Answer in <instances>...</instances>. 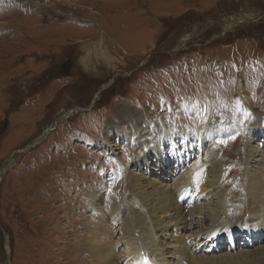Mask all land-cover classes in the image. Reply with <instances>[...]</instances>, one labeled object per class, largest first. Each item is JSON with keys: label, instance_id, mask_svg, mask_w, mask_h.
<instances>
[{"label": "rangeland", "instance_id": "rangeland-1", "mask_svg": "<svg viewBox=\"0 0 264 264\" xmlns=\"http://www.w3.org/2000/svg\"><path fill=\"white\" fill-rule=\"evenodd\" d=\"M260 1L0 0V264L92 263L99 216L88 192L103 197L106 214L133 196L132 172L143 170L133 165L138 145L116 133L131 129L120 109L138 115L152 137L167 126L195 131L203 112L201 125L215 129L204 151L217 157L225 197L213 198L205 181L193 202L201 195L202 210L187 209L199 215L192 229L223 220L257 225L261 210L246 188L250 173L264 169L256 161L264 137L250 134L264 128V17L248 20L264 16ZM238 14L245 17L232 20ZM96 47L111 64L97 54L86 71L81 59ZM248 144L260 151L250 159ZM172 167L156 181L174 184ZM219 200L227 213L216 217L207 211ZM261 241L244 251L258 252Z\"/></svg>", "mask_w": 264, "mask_h": 264}, {"label": "bare ground", "instance_id": "bare-ground-1", "mask_svg": "<svg viewBox=\"0 0 264 264\" xmlns=\"http://www.w3.org/2000/svg\"><path fill=\"white\" fill-rule=\"evenodd\" d=\"M239 17L245 16H243V14H238L237 17H232V20ZM253 17L256 16L253 15ZM229 20H231V18ZM99 49L100 48L96 47V49L94 48L92 51L88 52L89 55L86 54V56L82 57L81 64L86 71L92 72L94 68H96L95 59H98L97 54L101 55V59L103 57L104 60L108 62H106L107 65L111 64L112 60L105 49H102L101 52H99ZM119 111H121L120 115L125 117L123 119L125 120L126 128L131 129H123L119 130V132L116 130V133L124 140H128L129 144H133V146H136V144L138 145L133 151V165L137 167L138 170H143L141 174H139V172H132L131 189L133 191V196L128 198L125 197L120 205L116 203V205L112 204L110 211L106 212V214L100 211V203H103V197L101 198L88 192L89 199L94 201L91 213L92 215L95 214L99 216L98 225L90 239V253L92 256V263H90L263 264L264 248L258 252H245L239 249V251L234 253L224 252L223 254H214L213 250L221 249L224 246H216L212 236L217 233L229 232L232 230L237 231V229L230 228L243 227V230L245 229L244 226H250L252 229L253 227L259 228V223H262V232H260L259 235L261 240H264V178L262 176L264 174V169L259 170L263 165H260V168L258 167V173L256 171H253L252 174L250 173L246 188L250 195L249 204H253L256 207L259 206L261 210V213L256 210L261 214V217L255 216L252 219L254 221L253 224L257 225H249V220L235 225L226 224V220L217 221L216 223L212 221V223L207 224L209 226L206 225L205 228H202L203 232L206 230L205 233L199 232L198 229L193 231L192 227L194 221L192 218L195 215H199H193L194 213H192L190 216V212H185L184 207L181 208L182 204L190 206L194 202V199L192 200L191 197H188L182 190L186 186H189V188L193 186L201 191L205 188L204 183L207 181L209 185L207 183L206 187H213L212 191H209V194L213 198L222 197L223 199V197H225V194L221 190V187H224L225 184H222L221 178L223 174L218 167L219 165H217V160H215L217 157L210 152L204 151L211 146V142L206 141V139L214 135L212 129H215L211 128L209 125H201L195 131L187 130V128L175 130L173 127L167 126L163 130L157 128L156 136L152 137L149 125L144 124L142 121L141 123V118L138 119V115L130 117L125 109H120ZM142 125L145 126V130L139 129ZM250 134L259 136L260 139H263L264 128L255 127ZM251 139L254 140L252 137ZM107 146L109 147H107L109 152L113 153L112 146L110 144H107ZM178 147H180V150H178ZM252 148L254 147L250 146L248 149V153H250L248 159L256 152H260ZM202 157L204 159L203 162L200 161ZM194 159L197 161H192ZM263 159L264 157H261L256 159V161H262V163H264ZM178 161H181V165ZM171 165L173 167L169 171L173 170L171 172H178L177 174H179L178 176L175 175L172 179V181L175 179L174 184L167 186L166 184L163 185L157 182L156 176L160 175L163 178L165 173L163 169ZM153 168L157 170L152 172L154 178L149 179L143 176V174L146 173L145 171H149V169L151 170ZM242 173L246 175V178L248 177V170L245 171L244 169ZM198 176H201L202 180ZM133 198L136 200L135 207L130 205ZM85 204L87 205L88 201H86ZM201 206L202 204L195 207L193 206L195 212L197 209L201 211ZM210 207V210L207 212L213 213L212 215L216 217L223 215V213H227L224 212L223 200H219L214 207L210 204ZM171 211L174 212V215L170 213ZM176 212L177 215H175ZM225 216L227 215H224V217ZM187 219H189L190 222H187ZM196 219L198 224H202L204 221L201 218ZM168 226L169 229L172 228L171 230L174 232L172 234L170 233L171 235L168 233ZM167 235L169 236V241L165 240ZM188 239L194 241V244H196L195 248L190 246L187 247ZM208 239H210L208 242H212V246L214 247L210 246L208 250H201L200 248L202 247L204 249ZM255 240L258 241L259 236H256ZM234 244H237L238 247L247 245L242 240ZM189 245L191 244L189 243ZM198 249L201 251H197ZM210 253L212 254L210 255ZM167 256L169 258H167Z\"/></svg>", "mask_w": 264, "mask_h": 264}, {"label": "flooded vegetation", "instance_id": "flooded-vegetation-1", "mask_svg": "<svg viewBox=\"0 0 264 264\" xmlns=\"http://www.w3.org/2000/svg\"><path fill=\"white\" fill-rule=\"evenodd\" d=\"M263 1H260V3H262ZM264 3V2H263ZM259 11H263L264 12V5L263 4H261L260 5V7H259ZM69 65L70 64V61H66V63H64L63 65ZM62 66L61 65H59V68H61ZM57 69H59L58 67H56ZM95 69V68H94ZM56 74V73H55Z\"/></svg>", "mask_w": 264, "mask_h": 264}, {"label": "water", "instance_id": "water-1", "mask_svg": "<svg viewBox=\"0 0 264 264\" xmlns=\"http://www.w3.org/2000/svg\"><path fill=\"white\" fill-rule=\"evenodd\" d=\"M102 89H103V87H101L100 90H102ZM61 119H62V118H59V119L57 120V122L61 121ZM55 123H56V122H55ZM55 123H54L53 125L49 126V128L53 127V126L55 125ZM49 128H48V129H49ZM46 133H47V131L43 134V136H44ZM43 136H40V138H38L37 140H40L41 137H43Z\"/></svg>", "mask_w": 264, "mask_h": 264}]
</instances>
